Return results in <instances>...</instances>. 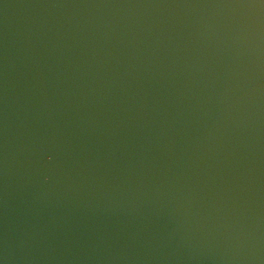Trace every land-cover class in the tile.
I'll return each instance as SVG.
<instances>
[{
  "label": "water",
  "instance_id": "1",
  "mask_svg": "<svg viewBox=\"0 0 264 264\" xmlns=\"http://www.w3.org/2000/svg\"><path fill=\"white\" fill-rule=\"evenodd\" d=\"M0 264H264V0H0Z\"/></svg>",
  "mask_w": 264,
  "mask_h": 264
}]
</instances>
